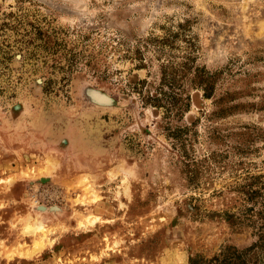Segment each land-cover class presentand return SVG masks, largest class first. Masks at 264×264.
Instances as JSON below:
<instances>
[{
    "label": "rangeland",
    "instance_id": "obj_1",
    "mask_svg": "<svg viewBox=\"0 0 264 264\" xmlns=\"http://www.w3.org/2000/svg\"><path fill=\"white\" fill-rule=\"evenodd\" d=\"M227 248L264 264V0H0V264Z\"/></svg>",
    "mask_w": 264,
    "mask_h": 264
},
{
    "label": "trees",
    "instance_id": "obj_2",
    "mask_svg": "<svg viewBox=\"0 0 264 264\" xmlns=\"http://www.w3.org/2000/svg\"><path fill=\"white\" fill-rule=\"evenodd\" d=\"M188 264H247L243 259V251L235 248H227L211 258L194 256Z\"/></svg>",
    "mask_w": 264,
    "mask_h": 264
},
{
    "label": "flooded vegetation",
    "instance_id": "obj_3",
    "mask_svg": "<svg viewBox=\"0 0 264 264\" xmlns=\"http://www.w3.org/2000/svg\"><path fill=\"white\" fill-rule=\"evenodd\" d=\"M84 93L87 99L95 105L101 107H110L114 105V100L102 91L93 88H86Z\"/></svg>",
    "mask_w": 264,
    "mask_h": 264
},
{
    "label": "bare ground",
    "instance_id": "obj_4",
    "mask_svg": "<svg viewBox=\"0 0 264 264\" xmlns=\"http://www.w3.org/2000/svg\"><path fill=\"white\" fill-rule=\"evenodd\" d=\"M45 170H47V167H45V168L43 169V171H45ZM41 228H42V227L40 226L39 229H41Z\"/></svg>",
    "mask_w": 264,
    "mask_h": 264
}]
</instances>
